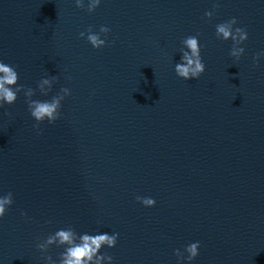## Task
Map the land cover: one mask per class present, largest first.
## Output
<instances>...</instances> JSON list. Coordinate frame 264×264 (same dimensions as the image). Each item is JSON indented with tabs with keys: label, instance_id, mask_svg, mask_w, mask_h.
<instances>
[{
	"label": "water",
	"instance_id": "obj_1",
	"mask_svg": "<svg viewBox=\"0 0 264 264\" xmlns=\"http://www.w3.org/2000/svg\"><path fill=\"white\" fill-rule=\"evenodd\" d=\"M232 17L248 34L238 61L215 35ZM89 25L110 29L105 46L79 35ZM190 35L205 70L185 80L174 67ZM262 51L264 0H100L91 13L75 0H0V61L17 83L56 76L39 100L70 90L38 129L22 92L0 107V195L13 194L0 264H46L38 238L69 225L119 233L100 249L111 264H178L174 250L195 241L180 264H264Z\"/></svg>",
	"mask_w": 264,
	"mask_h": 264
},
{
	"label": "clouds",
	"instance_id": "obj_2",
	"mask_svg": "<svg viewBox=\"0 0 264 264\" xmlns=\"http://www.w3.org/2000/svg\"><path fill=\"white\" fill-rule=\"evenodd\" d=\"M78 8H85L91 13L98 5L100 0H88L85 5L84 0H75ZM219 7L218 4L213 5L212 11H205V17H212L214 10ZM237 24L235 17L220 22L215 25V35L222 40L231 39L232 45L229 49V56L234 57L237 61L244 53L245 49L240 45L247 39V31L242 27H234ZM110 29L107 26L101 25L98 32H94L91 25L88 26L85 32H80L81 37H85L93 48H101L105 46L107 40V33ZM101 34H105L101 38ZM183 47L180 49V60L175 64L174 70L177 76L185 80L191 78H198L205 70V64L200 55L201 45L199 44L197 36H187L181 41ZM264 56V51L258 52L253 56L254 65L258 59ZM56 76H49L41 78L37 82L36 89L28 87L23 84H18L19 75L15 66L9 65L0 61V107L4 104H13L17 100V94L23 93L25 103L27 104L30 116L37 122L33 125L34 128H39V124L47 120L49 124L54 123L60 117L61 101L70 94L67 87H61L59 92L53 95L48 100L32 99L38 90L41 95H47L51 89ZM136 200L144 206H154L156 201L151 197L136 196ZM13 203V194L8 192L0 195V217L6 213L8 206ZM21 215H26L21 213ZM119 233H77L72 226H67L56 230L54 233L48 234L46 238L36 243V248L40 250L46 264H102L107 262L111 264L113 257L107 252L101 253L100 249L103 246L112 248L116 245ZM55 245L63 248L59 253L58 260H54L51 255L46 253L49 247ZM200 242H190L184 246V251L175 249L174 254L177 257L178 264L180 261L186 260L191 262L199 253ZM187 253L185 256L184 253Z\"/></svg>",
	"mask_w": 264,
	"mask_h": 264
}]
</instances>
